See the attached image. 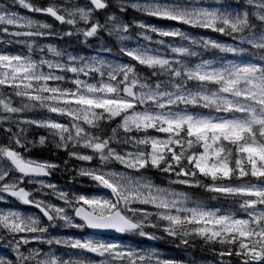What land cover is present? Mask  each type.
I'll list each match as a JSON object with an SVG mask.
<instances>
[{
  "label": "snow or ice",
  "instance_id": "6c2138e0",
  "mask_svg": "<svg viewBox=\"0 0 264 264\" xmlns=\"http://www.w3.org/2000/svg\"><path fill=\"white\" fill-rule=\"evenodd\" d=\"M65 38L95 54L49 42ZM48 146L66 158L28 155ZM12 202L39 215L0 208V264H195L145 241L264 264V0H3L0 204Z\"/></svg>",
  "mask_w": 264,
  "mask_h": 264
},
{
  "label": "rangeland",
  "instance_id": "374dc122",
  "mask_svg": "<svg viewBox=\"0 0 264 264\" xmlns=\"http://www.w3.org/2000/svg\"><path fill=\"white\" fill-rule=\"evenodd\" d=\"M2 2H3V0L0 1V3H2ZM35 2L47 3V0H35ZM17 10L21 14L30 15L36 19H40V20L46 21L48 23H51L44 16H39L37 14H32V13H27L26 10H24V9H17ZM125 18H126V20H132L134 18L146 19V20H150V22H152V23H155V24L161 25V26L172 24V22H169V21H158V20H152L151 18L141 17L140 14L134 13L132 10H129L125 14ZM176 27H179L182 30H186V28L182 25H176ZM192 30H198V29H192ZM209 33H211V32H209ZM197 36H199V35H197ZM207 36H209L211 38H215V39H220L224 42H231L228 40L227 37H220L218 34H215V33H211ZM49 42L56 44L59 47L67 48L69 51H72V52L83 53L86 55H94L95 54L94 51L90 50L89 48H85V47L79 45L76 42L75 38L72 39L71 43H69L68 38H65L64 41L52 39ZM104 55L106 56L107 59L113 60V61H125L126 62L128 60L127 57L118 56V55H115V53L113 55H107V54H104ZM33 114H36V113H33ZM47 149H50V152H48V153L44 152ZM55 151L56 150L52 149L50 146H48V147H36V148H33L31 150V152L28 153V155L34 159H37V160H55L57 162H61L63 159L66 158L62 152H56V155L53 156L52 153ZM72 163H73L72 161L69 162L70 165ZM113 167H119V166L113 165ZM70 175L71 174L66 172V171L58 170V171L54 172V174L52 175V182L57 183L60 187L65 188L66 190H70V189H68V180L70 178ZM80 180H81L80 184H74V188L76 190L81 191V192H92L94 190L93 188L90 187V182L87 181L86 178H80ZM27 187H32V186H27ZM188 191L192 192L191 189H189ZM45 199L51 200V202L54 204L60 203V201L56 200L55 197H53V196L45 197ZM9 200L11 201V198H9ZM207 202L209 204L217 203L215 201H207ZM5 207H15V208H18V209L26 212V213H36L39 215V213H37L35 209L29 208V207L24 206L22 204H19L18 202H12V203L7 204V205L6 204H0V208H5ZM51 231L55 234L62 235V236H82V235H84V233L79 232L78 230H75V229H52ZM143 246L154 247V248L159 250L161 255L166 256V257H175L177 259H183V260H194L195 264H206L207 261H211V260L215 259V257H213L211 254H209L207 251L201 250L200 248L190 249L187 252H185L183 249L175 248L172 244L168 243L167 241H145ZM2 251L3 250H0V254H2Z\"/></svg>",
  "mask_w": 264,
  "mask_h": 264
},
{
  "label": "trees",
  "instance_id": "16d2710c",
  "mask_svg": "<svg viewBox=\"0 0 264 264\" xmlns=\"http://www.w3.org/2000/svg\"><path fill=\"white\" fill-rule=\"evenodd\" d=\"M186 30L192 32V33L195 34V35H201V34L209 35V34H211V33H209V32L202 33L201 30L198 31V30H192V29H187V28H186ZM44 152L48 153V152H50V149H47V150L44 151ZM191 191H192V192H197V193H199V190H197V189H191Z\"/></svg>",
  "mask_w": 264,
  "mask_h": 264
},
{
  "label": "flooded vegetation",
  "instance_id": "af4514ba",
  "mask_svg": "<svg viewBox=\"0 0 264 264\" xmlns=\"http://www.w3.org/2000/svg\"><path fill=\"white\" fill-rule=\"evenodd\" d=\"M0 1H2V0H0Z\"/></svg>",
  "mask_w": 264,
  "mask_h": 264
}]
</instances>
